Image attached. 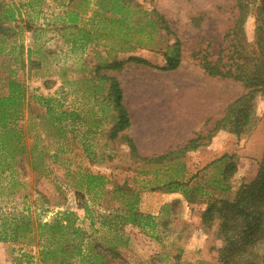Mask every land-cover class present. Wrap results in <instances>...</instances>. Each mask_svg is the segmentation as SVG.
Masks as SVG:
<instances>
[{
  "label": "rangeland",
  "instance_id": "1",
  "mask_svg": "<svg viewBox=\"0 0 264 264\" xmlns=\"http://www.w3.org/2000/svg\"><path fill=\"white\" fill-rule=\"evenodd\" d=\"M134 1L155 23L152 39L131 32V45L138 41L144 45L106 54L119 44L109 39L85 48L71 46L72 24L66 19L72 5L69 0H0V9L11 7L15 19H0V96L7 93L10 79L24 83L28 95L47 96L58 90L65 106L77 109L83 119L63 139L46 136L41 124L34 126L41 135L37 140L43 162L38 171L23 169L19 185L0 190V207L3 211L23 209L40 221H52L57 211H73L75 225L84 231L86 240L91 235L109 236L114 226L102 224L103 215H113V210L128 201L136 202L139 213L152 215L157 221L163 205L169 204L164 225L145 229L131 224L117 226L125 242L116 248L120 258L109 264H175L176 257L191 264H211L217 257L215 249L222 245L216 237L218 220L215 218L207 228L201 222L202 203L186 202L180 193L158 187L176 172L183 171L188 179L227 154L234 155L237 162L231 190L224 195L231 197L242 183L254 179L259 169L264 153V99L257 104L258 122L252 131L240 136L228 131L210 135L226 106L244 91L239 82L207 75L199 65L200 57L213 61L220 48L226 47L225 35L238 13L237 0ZM248 2L244 31L247 50H251L257 48V12L264 0ZM89 16L87 12L83 17ZM159 16L169 33L161 28ZM174 41L180 43V65L171 71L157 69L164 65L163 52ZM130 56L142 58L153 67L124 61ZM29 57L39 66L29 68ZM113 60L124 61L122 68H106ZM96 70L120 83L130 119L123 134L133 140L135 153L122 143L120 134L110 136L111 106H101L83 92V82ZM77 80H81L79 84L65 83ZM28 105L25 117L39 111L35 102ZM197 136L202 145L185 155L183 168L142 161L181 147ZM88 173L102 176L103 183L87 191L86 179L80 175ZM77 205H84L86 210H76ZM0 264H41L37 239L32 243L0 241Z\"/></svg>",
  "mask_w": 264,
  "mask_h": 264
},
{
  "label": "trees",
  "instance_id": "2",
  "mask_svg": "<svg viewBox=\"0 0 264 264\" xmlns=\"http://www.w3.org/2000/svg\"><path fill=\"white\" fill-rule=\"evenodd\" d=\"M72 3L66 11V19L72 24L70 43L74 48L98 42L113 40L119 44L113 51L133 50L142 46V41L131 45V32L141 34L143 39H152L154 21L141 10L134 0H69ZM237 16L232 22L233 28L225 35L226 47L220 48L217 58L209 60L200 57L199 65L210 76L231 79L242 85L243 93L230 102L222 116L214 123L210 135L218 131L232 132L235 136L252 131L258 122L257 104L264 99V6L257 12V48L247 50L244 25L248 14V0H237ZM90 16L85 19V13ZM141 12L142 16L137 14ZM154 12V11H153ZM155 14V12H154ZM0 19L14 21L11 7H1ZM160 26L169 33V28L162 16ZM144 45V44H143ZM180 43L174 41L163 52L164 65L157 67L162 71H171L180 65ZM124 61H133L141 65L152 66L138 57H128ZM124 61L113 60L106 68L119 70ZM29 68L38 67L39 63L28 58ZM153 67V66H152ZM81 80L65 81L66 84H79ZM83 92L92 101L111 106L113 124L110 136L119 134L122 143L130 152L135 153L133 140L123 134L130 126V119L123 105V92L119 81L97 70L93 76L85 79ZM45 87H47L46 83ZM63 89V88H60ZM58 90L47 96L28 95L24 83L10 79L7 93L0 96V190L19 185L22 170L26 167L38 171L43 159L38 140L40 134L34 126L41 124L46 136L56 139L67 138L74 131V125L83 121L80 112L75 108L66 107ZM29 101L37 104L39 111L24 115ZM20 121L22 123H20ZM98 119H95V123ZM86 135V133H85ZM31 140V143H30ZM202 145L198 136L189 139L183 146L143 158L145 164L184 167L183 159L189 151ZM237 171L234 155L224 154L197 170L188 179L176 172L165 179L159 189L166 192L180 193L186 202L199 201L204 205L201 211V222L207 228L215 218L218 220L216 237L222 245L216 248L217 257L211 264H264V153L259 169L249 183H242L231 197H224L231 190V181ZM86 179L87 188L103 183V177L93 174L80 175ZM5 181V184L3 183ZM78 197H81L78 195ZM136 202L128 201L121 208L113 210V215H103L102 224L114 226L109 236H89L84 240V231L75 225L76 214L73 211H57L52 221L33 220L27 212L17 209L3 211L0 207V241L32 243L37 239L38 257L41 264H109L119 257L117 247L125 241L117 232V226L136 225L141 229L150 226L156 228L164 225L168 216L169 204L163 205L159 221L152 215H144L136 209ZM84 205H77L76 210ZM75 210V211H76ZM165 211V212H164ZM86 241V242H84ZM175 264H191L175 258Z\"/></svg>",
  "mask_w": 264,
  "mask_h": 264
}]
</instances>
